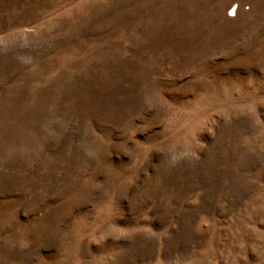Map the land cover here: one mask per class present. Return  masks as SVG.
I'll return each mask as SVG.
<instances>
[{
  "label": "rangeland",
  "instance_id": "obj_1",
  "mask_svg": "<svg viewBox=\"0 0 264 264\" xmlns=\"http://www.w3.org/2000/svg\"><path fill=\"white\" fill-rule=\"evenodd\" d=\"M0 264H264V0H0Z\"/></svg>",
  "mask_w": 264,
  "mask_h": 264
}]
</instances>
